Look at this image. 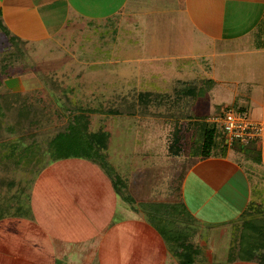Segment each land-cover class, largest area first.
<instances>
[{
	"label": "rangeland",
	"instance_id": "1",
	"mask_svg": "<svg viewBox=\"0 0 264 264\" xmlns=\"http://www.w3.org/2000/svg\"><path fill=\"white\" fill-rule=\"evenodd\" d=\"M63 3L56 13L72 24L44 37L46 42L13 49L11 72L31 73V84L42 88L0 95V115L20 114L11 124L0 117V216H25L48 234H60L53 238V250L64 264H178L161 233L145 220L140 202H183L182 176L194 156L169 153L172 131L190 113L205 119L221 113L232 105L239 84L214 87L209 97L195 101L176 90L184 80L199 85L201 77H209L195 58L209 45L195 44L196 30L187 15L172 8L181 9L178 0ZM38 30H30L32 37L41 38ZM189 52L192 58L185 56ZM239 88L243 93L246 85ZM234 107L253 117L248 104ZM78 112L87 114L88 131L109 133L107 161L113 174L93 159L51 147V137ZM199 140L193 136L192 146ZM245 146L236 142L231 151ZM221 147L218 141L211 154H223ZM238 160L251 177L252 202L264 205V167L249 157ZM190 180L189 190L184 189L187 201L195 197ZM220 228L218 235L204 230L191 237V243L198 240L205 248L213 244L205 258L199 252L198 264H264L257 256L242 258L229 232Z\"/></svg>",
	"mask_w": 264,
	"mask_h": 264
},
{
	"label": "crops",
	"instance_id": "2",
	"mask_svg": "<svg viewBox=\"0 0 264 264\" xmlns=\"http://www.w3.org/2000/svg\"><path fill=\"white\" fill-rule=\"evenodd\" d=\"M44 1L47 7L41 4ZM178 3L181 9L172 8L175 12L187 15L188 23L196 30L198 40L195 44L209 45L205 52L195 54V58L201 59L203 68L209 74V77H201L199 85L204 87L201 97L205 95L206 98L209 97L214 87L220 90L226 84H239L238 93L236 89L233 90L232 105L225 107L235 108L236 102L246 103L253 114L251 119L264 122V0H178ZM49 4L47 0H0V95L5 93L14 97L42 88L41 85L31 84V73L11 72L15 67L12 56L16 45L41 44L46 42L44 37L45 39L51 37L57 30L65 29L72 24V21L67 19L61 20L62 16L56 13L64 4L63 0H55L54 6ZM65 8L71 10V6ZM43 13L50 16L47 18ZM75 25L73 23L72 26ZM26 29H29L28 34L26 31H19ZM32 29H39L38 33L44 34L40 39H37L40 35L32 37V31L30 32ZM185 56L192 58L194 55L189 52ZM184 81L192 82L188 79ZM241 84L246 85L243 93H239ZM14 106L15 103L12 108ZM14 113L16 112L1 116L11 124L20 118V114L15 116ZM245 145H251L250 154H255L259 150L260 161L257 163L264 167V141ZM232 147L225 151L224 155L214 153L205 158L194 156V161H190V166L182 176V200L197 220L194 235L200 236L204 230L209 236L218 235L222 232L220 226L229 232L231 222L236 221L252 202L251 177L238 160L246 159L247 156L238 149L233 150L232 154ZM189 178L192 180L191 186L195 197L187 201L184 189ZM186 188L189 190V187ZM142 222L143 220L136 223L140 225ZM32 226L36 228L33 229ZM58 236L60 234L56 232L48 234L44 227L34 224L25 216L1 215L0 264H64L53 250V246L55 247L53 238ZM198 243V240L192 242L193 264H198L195 259L199 252L202 251L205 258L213 245L210 243V246L205 248V243ZM70 263L71 261L67 264ZM205 263H208V260L203 264Z\"/></svg>",
	"mask_w": 264,
	"mask_h": 264
},
{
	"label": "trees",
	"instance_id": "3",
	"mask_svg": "<svg viewBox=\"0 0 264 264\" xmlns=\"http://www.w3.org/2000/svg\"><path fill=\"white\" fill-rule=\"evenodd\" d=\"M205 83L209 84L210 82L205 81ZM176 88L186 96L185 98L194 101L204 91V87L201 85L188 81H183L181 86ZM190 94L192 95L190 96ZM187 117V121L176 126L172 131L168 143V151L171 155L179 156L188 153L190 156L205 158L212 155L211 152L213 148H216L218 141L222 143L220 149L226 151V147L229 146L224 142L225 132L218 123L207 121L201 115L194 113L188 114ZM87 121V114L82 112L74 114L67 127L51 137V147L57 151L66 150L68 153L66 155H71L74 151L76 155L93 159L101 165L105 172L109 175L113 174L114 169L107 161L109 133L99 129L88 131ZM195 135L200 137V142L194 144L197 146L193 147L192 141ZM77 145L78 149H76ZM245 147L246 149L242 151L247 157L255 162L260 161L259 152L256 151L254 145L252 146L256 151L254 155L250 154L252 152L249 148L251 145ZM193 148L196 152L190 153ZM222 153L224 155L225 152ZM118 181L122 182L121 178H117ZM128 200L130 201V199ZM140 206L146 220L161 233L168 250L176 257L178 264H193V244L190 239L195 233L197 220L183 202L181 200L176 202H140ZM263 210V204L250 202L241 212L239 218L231 222L229 231L230 243L236 248L239 255L245 259L257 256L261 263H264Z\"/></svg>",
	"mask_w": 264,
	"mask_h": 264
},
{
	"label": "built area",
	"instance_id": "4",
	"mask_svg": "<svg viewBox=\"0 0 264 264\" xmlns=\"http://www.w3.org/2000/svg\"><path fill=\"white\" fill-rule=\"evenodd\" d=\"M225 107L221 113L207 117V121L218 123L225 132L224 142L231 146L234 142L248 144L264 141V122L249 117L246 110Z\"/></svg>",
	"mask_w": 264,
	"mask_h": 264
}]
</instances>
